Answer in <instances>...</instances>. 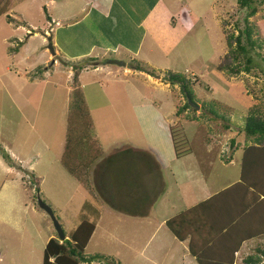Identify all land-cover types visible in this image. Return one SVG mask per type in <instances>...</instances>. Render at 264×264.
<instances>
[{
  "label": "rangeland",
  "instance_id": "obj_1",
  "mask_svg": "<svg viewBox=\"0 0 264 264\" xmlns=\"http://www.w3.org/2000/svg\"><path fill=\"white\" fill-rule=\"evenodd\" d=\"M53 1L50 5L40 0L41 6L38 0H0V149L11 159L5 160L0 153V264H42L45 243L57 234L50 217L39 208L38 197L52 208L66 239L81 221L82 212L99 213L97 218H86L95 220V230L84 249L85 254L108 256L97 264H112L111 259L141 264L143 260L135 254L145 243L144 255L160 262L162 235L171 236L161 221L188 204L178 192H172V178L183 168L182 163L199 161L209 169L208 179L217 189L238 177L244 117L253 104L264 112V46L259 54L252 53L255 64L248 74L229 76L216 69L227 50L225 31L244 14L236 8V0H159L149 12L145 6L150 0H124L127 21L114 22L115 30L108 20L83 16L90 0ZM75 5L82 10L74 11ZM261 17L264 0L249 20L256 22ZM143 31L145 36L139 42ZM118 34L122 36L118 38ZM117 42L121 46L113 51ZM123 43L128 49L140 44V50L134 54ZM108 59L125 65L107 64ZM135 60L146 69L161 72H156L158 77L144 71L134 73L129 66ZM71 64L82 69L75 71ZM92 65L100 67L93 70ZM165 70L183 74L192 82L198 110L176 113L184 96L178 84L161 80ZM77 72L91 118L93 147L89 154L99 149L100 155L73 176L62 167L60 157L72 99L70 83ZM213 101L220 105L213 109L229 121L213 118L202 109V105L210 108ZM170 127L176 141L187 139L191 153L181 158L182 163L174 160ZM144 130L150 136L147 142L142 139ZM127 144L159 157L160 178L155 182L166 184V191L147 218L116 212L93 189L95 165L107 155L129 148ZM206 145L209 151H205ZM228 157L238 165L223 166ZM135 173L146 183V194H154L152 170H143L137 162ZM33 177L41 178L39 190L32 185ZM112 189L117 205L126 208L128 200L117 187ZM84 198L92 206L97 204L96 210L90 207L91 212L86 204L81 210Z\"/></svg>",
  "mask_w": 264,
  "mask_h": 264
},
{
  "label": "trees",
  "instance_id": "obj_2",
  "mask_svg": "<svg viewBox=\"0 0 264 264\" xmlns=\"http://www.w3.org/2000/svg\"><path fill=\"white\" fill-rule=\"evenodd\" d=\"M258 3L261 5L262 0H258ZM259 5H255V0H236V8L244 14L243 17L236 19L232 29L226 30L224 33L227 50L216 65L217 70L223 71L229 76H236L242 72L248 74L254 67L255 61L252 53L261 50L264 46V17L256 20V22L250 21L249 18L257 13ZM7 19L9 20V17ZM225 24L227 23L225 22ZM90 59H92L91 61L95 60ZM136 62L129 67L147 72L153 77H158L157 71L161 72V70L146 69L143 63ZM80 66L77 65L76 67V65L71 64L72 69L77 68L75 71L81 70L82 67ZM37 69L40 68L37 67ZM39 73L41 74L40 71ZM162 73L166 75L160 77L162 81L166 82L167 80L170 84H178L183 93L184 104L177 109L176 113L189 109L194 111L195 108L188 103V99L198 103L191 90L192 82L186 79L183 74H176L171 70H165ZM78 76V72L74 73L70 83L72 99L68 105L65 141L60 157L62 167L73 176H77L80 169H86L100 155L99 149L95 151V154H89V150L93 147L89 139L91 137V118ZM217 105L220 107L218 101H213L209 104L210 108L202 105V109L210 113L213 118L223 119L225 122L229 121L213 109V106ZM224 126L228 128V124ZM169 130L174 156L179 158L190 153L187 139L181 138V140L176 141V135L172 128L170 127ZM241 131L244 135V144L238 163L240 168L238 180L213 197L211 196L205 201L179 211L164 222V226L178 241L187 240L188 252L197 264H235V252L240 244L247 239L264 235V112L259 109L258 105L253 104L248 108ZM179 146L187 148L183 150ZM0 153L2 158L11 162L10 156L6 152L0 149ZM137 162H141L143 170L149 172L152 170L153 172L154 187L157 190L150 196L151 198L146 197V202L152 203L154 201L163 190L162 184L160 185L159 181L155 182L160 178L158 177V163L150 153L129 148L107 155L95 165L92 177L93 189L101 200L115 209H122V206L117 205L119 202L116 201L111 190L113 187H117L123 192L135 185V181H138L136 179L141 177L139 173L133 174V168ZM32 181L34 188L39 190L41 178L33 177ZM239 190H241L240 195L232 197L233 193ZM218 197L219 200L229 197L228 201L221 202L226 212L233 205L230 203L231 201L240 200L241 203L237 207L238 211L230 217H226L225 211L221 213L222 211L217 212L216 209L211 213L204 210V206ZM235 203L237 204V201ZM85 204L91 212L90 207L95 209L89 201H85L81 210ZM256 212H258L257 215ZM98 215L97 212L89 215L82 212V219L70 232L69 238L62 241L57 237L48 239L42 252V264H80L106 260L108 256L103 254L84 253L95 228V220L91 221L86 218H91V216L97 218ZM259 218L261 220L254 223ZM262 257L258 254H250L242 262L243 264H262ZM110 261L120 264L113 259Z\"/></svg>",
  "mask_w": 264,
  "mask_h": 264
},
{
  "label": "crops",
  "instance_id": "obj_3",
  "mask_svg": "<svg viewBox=\"0 0 264 264\" xmlns=\"http://www.w3.org/2000/svg\"><path fill=\"white\" fill-rule=\"evenodd\" d=\"M38 1L40 3V4L39 3L38 4L43 6L42 3L40 2V0H38ZM44 1L48 2L50 5L54 2L53 0H44ZM122 1H124V0H90V3L87 4V9L85 10V13H83V16L93 15L101 21L104 19L108 20L109 22H111L112 27L114 29V22L118 23V25H119L122 20L125 23L127 21V17H126V13H125V10H126L125 4H123ZM158 1L159 0H150L145 6V8L147 9L146 11L149 12L150 10H152L156 6ZM34 2L37 3V0H34ZM83 3H86V2H83ZM49 4H47V6H49ZM82 8L83 7H81V6L75 5L73 10L78 11V10H82ZM142 20H143V18H142ZM80 23H81V21L80 22H74V25H78ZM137 28H138V24H137ZM102 32H103V30H102ZM121 36H122V34L117 35L118 38H120ZM144 36H145V31L142 32L139 42L142 41ZM51 42H53L52 39H51ZM123 45H122L123 48L127 49L128 51H130L134 54H137V52L140 50V44H138L135 49H128V47L124 43H123ZM118 46H121L119 44V42H117L113 46V51L116 50V48ZM131 50H133V51H131ZM96 67H100V66L97 65ZM96 67L92 68V69L96 70ZM133 71H135L134 73L140 72L138 70L137 71L133 70ZM124 73L125 72H123L122 74H124ZM129 73H131V72H129ZM149 138H150V136H148V134H146V131L144 130L143 134H142V139L145 142H147V140ZM123 145H126V144H122L121 146H123ZM121 146H117L116 148H120ZM128 146H130L129 149H131V150L137 149L140 151L141 150L146 151V152L150 153L151 155L153 154L152 156L155 160H156V158H157V160L159 158L154 153H152L151 151H149V150L147 151V149H138V148L131 146V145H128ZM204 148H205V151H209V148L207 145L204 146ZM184 156H186V155H184ZM182 157L176 158L174 156V160L175 161L179 160L178 163H182L183 162V160H181ZM201 159L203 160V158H201ZM234 164L238 165L236 162L233 161V159L228 157V159L224 162L223 166H226V165H232L233 166ZM182 166H183V168L179 172H177L175 177L172 178V180H173L172 192H175V193L178 192L179 196L183 199V201L188 202L186 208L194 206V205H196L202 201H205L211 196L213 197L219 191H221V190L229 187L230 185L234 184L239 178V174H238V177H237L235 182L233 181V183H230L228 186L225 185L224 187L217 189L214 187L213 181L208 179L209 174H210L209 169H207L206 167H201L202 165H200L199 161L194 160L192 163H182ZM237 170L240 171L239 165H238ZM170 175L173 176V169L170 170ZM136 180H138V181H135V183H134L135 185H133L131 188H128L127 191L121 192V190L118 189L120 191L122 198L123 199L125 198L128 200L127 203L125 204L126 208L123 207L122 205H121L122 209H118V208L115 209L111 206L110 207L118 213L125 214V215L131 216V217L147 218L149 216L150 212L152 213L155 211L156 204L158 203V201H160L159 197L164 195V193L166 191V184H163V190L154 199V201L152 203H149V202H146V197H150L152 194H146V191L148 190L146 187V183H144V182L142 183V181L140 182L139 178H137ZM185 185H186V187L183 188L182 186H185ZM113 191H115V190L112 189L111 192H113ZM126 192H128V194H129L128 197L126 195ZM240 192H241V190L233 193L232 197H234L235 195H240ZM149 193H151V192H149ZM87 196L94 203L97 202L94 196H90L89 194H87ZM114 197L117 200L116 193L114 194ZM150 198H148V199L150 200ZM228 200H229V197H227V199L225 197L224 200H219V197H218V198H216V200L214 199V200L210 201L208 203V205L204 206L205 207L204 210H206L207 212H211V213H213L214 210H216V209H217V212L219 210L222 211L221 213H223L224 211L226 212L225 208L221 205V202L222 201H228ZM85 201H86V198L83 199V201H82L83 204L85 203ZM236 201H237V204L235 203ZM236 201L230 202V203H233V205L230 207V210L228 209V212H226L224 214L226 217H230V215H233L234 213H236L238 211L237 207H238V204L241 203V201L240 200L239 201L236 200ZM120 204H121V202H120ZM96 205L97 204H93L94 207ZM164 205H166V207H168L170 209H173L171 204L165 203ZM257 214H258V212H256V215ZM166 218L167 217H164L161 221V223L163 225H164ZM260 220L261 219L259 218V219L255 220L254 223L259 222ZM76 226L77 225H75V227ZM73 229L71 231H73ZM94 230H95V228H94ZM155 232L152 235H154ZM93 233H94V231H93ZM93 233H92V235H93ZM92 235H91L87 245L89 244V242L92 238ZM168 235H171V236H166V234H163L162 239L160 241V246H163V250L161 251L162 258H161L160 262H158V260L156 258H153V257L151 258V257H148L147 255H144V251H145L144 248L147 245V243H145L143 245V247L140 249L139 253L135 254V256L139 260H143L141 264H197L195 259L188 252L187 240L178 241L171 233ZM87 245H86V247H87ZM263 252H264V235H262L260 237H253V238L247 239L240 244L238 250L235 252V264H243L242 260L250 254H258V255H260V257L263 256L262 257L263 258L262 264H264ZM133 258H134V255H133ZM171 260H173V261H171ZM118 263H120V262L118 261ZM80 264H97V263L93 261L91 263H80ZM112 264H115V263H112ZM120 264H122V263H120Z\"/></svg>",
  "mask_w": 264,
  "mask_h": 264
},
{
  "label": "water",
  "instance_id": "obj_4",
  "mask_svg": "<svg viewBox=\"0 0 264 264\" xmlns=\"http://www.w3.org/2000/svg\"><path fill=\"white\" fill-rule=\"evenodd\" d=\"M49 49H50L51 54H54V50H53V47L51 45L49 46ZM106 63L116 64V65H119V66L125 65L124 62H120V61L113 60V59L106 60ZM188 103L190 104V106L194 107L196 110L199 109V106L196 103L191 102L189 99H188ZM37 203H38L39 208L44 210L47 213V215L50 217V219L52 221V224H53V227H54V229L56 231L58 239L60 241L66 239V236H65V234L63 232V229H62V226L59 223L58 219L55 217V214L53 213L52 208L48 204L43 202L39 197L37 198Z\"/></svg>",
  "mask_w": 264,
  "mask_h": 264
}]
</instances>
